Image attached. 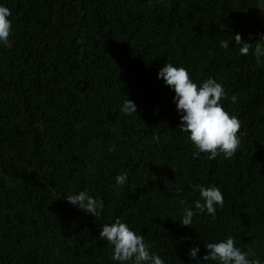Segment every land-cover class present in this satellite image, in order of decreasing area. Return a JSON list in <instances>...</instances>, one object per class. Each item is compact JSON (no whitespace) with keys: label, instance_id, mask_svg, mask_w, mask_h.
<instances>
[{"label":"trees","instance_id":"trees-1","mask_svg":"<svg viewBox=\"0 0 264 264\" xmlns=\"http://www.w3.org/2000/svg\"><path fill=\"white\" fill-rule=\"evenodd\" d=\"M0 4L12 20L0 46V264H117L99 238L116 217L165 264H189L196 244L202 259L228 235L264 260V66L235 43L264 34V0ZM168 62L238 97L221 101L241 122L230 159L193 156L175 93L157 79ZM127 98L137 115L120 112ZM199 184L219 187L224 205L182 225ZM85 188L104 201L96 218L64 199Z\"/></svg>","mask_w":264,"mask_h":264},{"label":"clouds","instance_id":"clouds-1","mask_svg":"<svg viewBox=\"0 0 264 264\" xmlns=\"http://www.w3.org/2000/svg\"><path fill=\"white\" fill-rule=\"evenodd\" d=\"M10 16V9L0 4V46H11ZM235 43L239 45L241 55H247L251 50L257 65L264 66V34H261L255 43L245 42L240 34H236ZM220 46L227 49L229 44L222 41ZM157 79H162L175 93L173 103L180 120L179 131L186 134V139L193 145V156L199 157L204 153L208 160H214L221 155L224 159L233 157L240 145L241 122L235 114H230L223 107L221 101L228 99L231 103H237L238 97L235 94L228 97L224 86L216 78L209 76L197 83L191 78L188 69L170 62L158 70ZM120 112L126 116L137 115V106L129 98L123 99ZM158 139L153 136L154 141ZM114 179V187L123 186L128 179L127 173H120ZM195 191L199 194L198 198L192 201V206H185L181 210L179 221L182 225L189 226L193 218L200 214L215 219L217 209L224 205L223 193L215 185L199 184L195 186ZM64 199L95 218L104 212V201L92 196L87 188L77 193L69 192ZM99 238L107 242L112 250L111 259L117 264H165L164 259L152 250L145 237L130 228L120 217L114 218L111 223L103 224ZM205 248L207 251L201 259L198 257L201 251L199 245L190 247L189 264H264V260L251 248L238 247L232 235L207 242Z\"/></svg>","mask_w":264,"mask_h":264}]
</instances>
